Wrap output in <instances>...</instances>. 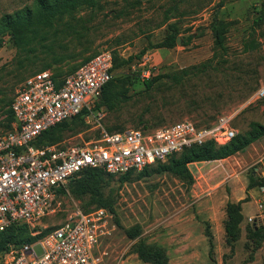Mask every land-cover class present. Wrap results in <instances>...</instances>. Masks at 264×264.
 <instances>
[{
  "label": "rangeland",
  "instance_id": "374dc122",
  "mask_svg": "<svg viewBox=\"0 0 264 264\" xmlns=\"http://www.w3.org/2000/svg\"><path fill=\"white\" fill-rule=\"evenodd\" d=\"M35 3L0 0V135L9 129L10 103L27 76L41 69L71 71L102 50L111 52V81L126 97L112 111L93 107L88 122L66 129L61 141L97 135L95 119L106 129L146 131L183 119L208 126L220 115L233 116L237 134L252 123L264 126V96L256 95L264 87V0H99L75 11L87 27L83 36L58 42L54 52H18L2 16L26 6L36 14ZM169 33L174 45L158 47ZM143 70L149 71V89ZM169 158L135 170L122 183L121 174L107 180L113 243L128 246L123 264H152L154 251L166 264H264V135L226 159L198 164L199 172L188 166L192 179L158 171ZM204 177H210L206 183ZM67 183L54 214L29 225L32 232L97 206L88 196L72 195Z\"/></svg>",
  "mask_w": 264,
  "mask_h": 264
},
{
  "label": "built area",
  "instance_id": "2783aa9c",
  "mask_svg": "<svg viewBox=\"0 0 264 264\" xmlns=\"http://www.w3.org/2000/svg\"><path fill=\"white\" fill-rule=\"evenodd\" d=\"M111 68L112 54L102 50L62 77L49 69L34 72L16 90L10 128L0 135V231L17 223L34 226L54 214L57 189L84 168L113 175L139 171L194 144L223 145L237 133L232 115H220L208 126L183 119L150 131H109L95 119L98 133L88 140L34 143L42 131L78 114L88 122ZM148 73L143 70L141 79ZM256 95L264 96L263 86ZM115 228L105 207L76 209L43 236L9 246L0 264H123L128 246L116 248Z\"/></svg>",
  "mask_w": 264,
  "mask_h": 264
},
{
  "label": "trees",
  "instance_id": "16d2710c",
  "mask_svg": "<svg viewBox=\"0 0 264 264\" xmlns=\"http://www.w3.org/2000/svg\"><path fill=\"white\" fill-rule=\"evenodd\" d=\"M35 1L36 14H34V11L30 7L26 6L21 11H17L14 14H3L1 19L2 28L10 33L13 46L18 52H34L39 49V47L45 49L47 52H54L53 48L58 45V42L64 39H78L83 36L87 27L83 19L75 15V11L82 4L94 7L99 3V0ZM261 17H264V8L259 11V18ZM216 38L217 43L222 46L221 35L218 30L216 31ZM174 41V36L172 33H169L157 46L170 48L174 45ZM92 56L86 57L79 65ZM61 58L62 57H59L56 60ZM79 65L71 71L64 73L53 72V74L55 77L65 76L76 70ZM115 66L116 64L112 65L111 71ZM111 79L104 85L98 99L99 101L97 100L95 103V108L103 105L105 109L112 111L116 109L123 98L126 97L125 90L116 89ZM142 81L146 89H149L151 86L150 80L145 78L142 79ZM8 114L10 128V122L13 119L10 108ZM83 121V114H78L70 119L58 122L49 129L42 131L34 143L39 145L60 142L64 137L66 129L70 128L72 125H76L75 123L77 122L83 124ZM251 125L250 131H247L245 134L236 133L232 139L223 145H218L216 142L209 140L202 144H194L185 147L178 152V155H174L175 153L169 155L170 158L167 162L159 163L157 167L158 171L172 172L178 176L192 179V173L188 167L189 164L226 158L244 149L251 141L264 135L263 125L259 123H252ZM115 129L122 130L124 128H108L107 130L112 131ZM132 172H134V170L121 174L119 182H124ZM110 176H113V174L107 173L102 168L87 167L67 180V188L75 197L88 196L90 202L96 203V207H105L113 214V209L111 208L112 197L105 192V186ZM65 192L66 190L64 187H59L57 189V194ZM230 209L232 210L231 206ZM238 218L239 216L236 217L237 220L235 222L230 224L233 225L237 223ZM56 226L46 228L35 234H33L29 229V225L26 223H17L9 226L7 229L0 231V255L5 252L9 246L31 242L43 236ZM149 254L152 264H166L165 259L158 252L154 251Z\"/></svg>",
  "mask_w": 264,
  "mask_h": 264
},
{
  "label": "crops",
  "instance_id": "0c3cea01",
  "mask_svg": "<svg viewBox=\"0 0 264 264\" xmlns=\"http://www.w3.org/2000/svg\"><path fill=\"white\" fill-rule=\"evenodd\" d=\"M256 144V143H255ZM254 145V144H253ZM229 157V156H228ZM227 158V157H226ZM226 158H223V159H226ZM210 161H213V160H207V161H200V162H193L190 165L194 166V168L198 171L199 170V167H198V164L200 163H203V162H210ZM199 172V171H198ZM210 177H204V181L205 183L209 180Z\"/></svg>",
  "mask_w": 264,
  "mask_h": 264
}]
</instances>
